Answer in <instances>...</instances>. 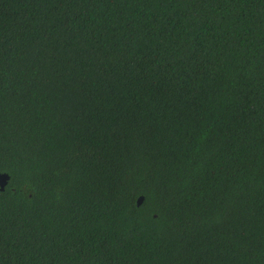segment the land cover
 Here are the masks:
<instances>
[{
  "label": "trees",
  "instance_id": "obj_1",
  "mask_svg": "<svg viewBox=\"0 0 264 264\" xmlns=\"http://www.w3.org/2000/svg\"><path fill=\"white\" fill-rule=\"evenodd\" d=\"M0 174V264H264V0H0Z\"/></svg>",
  "mask_w": 264,
  "mask_h": 264
},
{
  "label": "water",
  "instance_id": "obj_2",
  "mask_svg": "<svg viewBox=\"0 0 264 264\" xmlns=\"http://www.w3.org/2000/svg\"><path fill=\"white\" fill-rule=\"evenodd\" d=\"M9 177L6 174H0V191L4 190V187L7 185ZM142 201V198H139L137 201V205H139Z\"/></svg>",
  "mask_w": 264,
  "mask_h": 264
}]
</instances>
